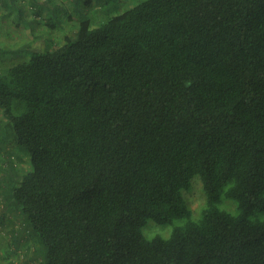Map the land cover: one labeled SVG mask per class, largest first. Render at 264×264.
<instances>
[{"label": "trees", "instance_id": "obj_1", "mask_svg": "<svg viewBox=\"0 0 264 264\" xmlns=\"http://www.w3.org/2000/svg\"><path fill=\"white\" fill-rule=\"evenodd\" d=\"M16 2L0 7L25 22ZM38 7L50 29L62 24L61 4ZM116 12L95 28L81 18L73 37L0 75V148L30 163L18 176L10 166L11 181L0 167L1 202L22 221L12 254L27 232L35 264H264V0ZM20 52L0 47V60ZM195 176L198 222L181 198ZM222 195L236 216L216 209ZM173 219L185 225L169 239L141 236L146 221Z\"/></svg>", "mask_w": 264, "mask_h": 264}, {"label": "rangeland", "instance_id": "obj_2", "mask_svg": "<svg viewBox=\"0 0 264 264\" xmlns=\"http://www.w3.org/2000/svg\"><path fill=\"white\" fill-rule=\"evenodd\" d=\"M72 1L55 0L56 4H61L64 7V14L63 12H59L62 24L55 29H50L47 25L46 13L41 12L40 16H36L35 13L39 8L38 6H42L46 0H17L16 4L22 8V18L26 20L25 22L18 21L17 13L14 12L12 7H0V47L9 49L12 52L22 50L18 55H11L0 60V75H4L6 69L13 65L27 62L33 54L53 50L60 46L66 37H73L77 29L78 21L81 18L90 19L92 23L91 27L95 28L105 23L110 17L116 15V11L121 12L127 10L144 0H119L113 10L112 8L115 6L117 0H90L91 3L89 6L86 4L84 6L82 5V10L78 13L72 10ZM5 127L6 122L0 112V132ZM3 136L0 133V141ZM10 156L11 158H9ZM10 166L14 168V174L18 176L29 170L30 163L26 155L12 148V145L6 142L3 149L0 148V167L6 171L0 173V182L2 183L4 181L3 187L6 185V181L2 180L4 172L8 176L10 175V178L6 180H12L13 175L9 171ZM2 192L0 191V215L8 213L5 204L1 202ZM181 198L182 205L190 212L191 221H200L203 212L207 208V195L203 190L199 176L191 179L189 187L182 190ZM215 207L217 210L226 212L231 216L238 214L237 203L226 198L224 195L220 197V201L215 204ZM256 217L264 221V212L257 214ZM1 221L3 223L0 225V264H35L36 261H29V259L24 261L23 256L28 254L26 250L34 251L37 247L35 237L27 234V232H25L23 237L28 238L29 245L24 246L21 243L23 246L17 250V255L12 254L16 249V245L15 242L13 243L11 241V237L14 230L21 231L20 228L22 226V221L19 216L16 217L7 214V217L5 216ZM184 225L185 221L180 219H173L171 222L163 224L148 220L141 227L140 232L141 236L146 240L155 238L167 240L175 228H180ZM27 256L29 257V255Z\"/></svg>", "mask_w": 264, "mask_h": 264}]
</instances>
